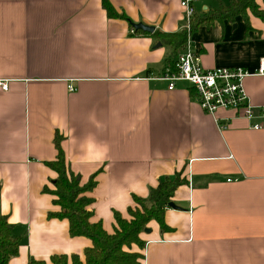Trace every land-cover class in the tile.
Masks as SVG:
<instances>
[{"label": "crops", "instance_id": "1", "mask_svg": "<svg viewBox=\"0 0 264 264\" xmlns=\"http://www.w3.org/2000/svg\"><path fill=\"white\" fill-rule=\"evenodd\" d=\"M108 1L128 20L108 16L102 0H0V213L19 238L8 264H51L54 254L82 257L91 246L70 236L67 219L48 216L57 210L44 191L54 187L46 162L57 156L56 134L80 183L93 178L84 193L92 198L89 221L108 233L115 212L130 218L134 197H147L165 178H184L171 197L175 208H165L168 230L151 220L139 234L144 247L127 248L142 253L139 264H264V117L209 115L187 83L169 90L153 78L183 47L173 53L152 35L131 32L129 21L179 32L181 0ZM231 2L192 0V21ZM246 15L201 22L188 42L205 68L248 71L243 88L259 107L264 20ZM219 122H227L222 131Z\"/></svg>", "mask_w": 264, "mask_h": 264}, {"label": "trees", "instance_id": "2", "mask_svg": "<svg viewBox=\"0 0 264 264\" xmlns=\"http://www.w3.org/2000/svg\"><path fill=\"white\" fill-rule=\"evenodd\" d=\"M264 3V0H262ZM102 7L110 17H119L128 20L124 13H118L108 0H102ZM247 10L255 16L264 20V9H260L256 0H232L231 4L220 9L214 15L204 17L198 21H192L189 31L182 29L179 32L167 33L154 30L148 33L142 30H135L133 33L150 34L155 39L170 47L175 53L183 47L189 38L190 33L196 25L201 22H210L212 18H232L238 14L247 18ZM130 25L132 22L129 21ZM175 60L169 59L168 64L173 65ZM62 136L56 134L54 138L57 156L53 161L46 162L56 172L52 180L53 188L44 187V191L54 196L53 204L57 206L56 211L48 213L49 217L65 218L68 221L70 236H84L90 239L91 246L83 251L82 257L72 254L67 257L65 254H54L50 257L51 264H139L143 257L142 253L130 251L132 244L139 248L144 247V242L139 234L147 228L151 220H155L162 230H168L164 222L165 208L171 202L175 189L182 183L184 178L176 174L172 178H165L149 190L147 197H134L136 206L129 207L127 212L129 219L114 213L117 227L113 233H108L100 222H90L91 211L87 206L92 198L84 195L90 191L95 182L90 178L84 184L67 166L64 152L60 146ZM19 238L13 236L12 226L7 222L4 215L0 213V264H8L9 259L18 252ZM28 264H47L44 260L30 258Z\"/></svg>", "mask_w": 264, "mask_h": 264}, {"label": "built area", "instance_id": "3", "mask_svg": "<svg viewBox=\"0 0 264 264\" xmlns=\"http://www.w3.org/2000/svg\"><path fill=\"white\" fill-rule=\"evenodd\" d=\"M184 10L183 29L189 31L194 15L192 0H181ZM131 32L134 29L131 28ZM256 74H264V57L260 59ZM250 73L241 66L205 68L201 63L200 54L189 48V42L176 55L173 65H166L154 79L168 82L167 89L175 88L177 82L190 85L199 107L209 115H215L220 109L233 110L235 115L245 119L264 117V106L256 107L249 102L243 88V80ZM1 88L8 89V83L3 82ZM73 91L72 85L68 86ZM218 122V120H217ZM222 131L227 122L218 123ZM262 123H254L253 129H261Z\"/></svg>", "mask_w": 264, "mask_h": 264}, {"label": "water", "instance_id": "4", "mask_svg": "<svg viewBox=\"0 0 264 264\" xmlns=\"http://www.w3.org/2000/svg\"><path fill=\"white\" fill-rule=\"evenodd\" d=\"M132 27L135 30H142V31H145V32H148V33H152L155 30V27L154 26H152V25H146V24H143V23H132ZM160 44L161 43L158 42L157 46H159ZM168 206L175 208V205H174V203L172 201L169 202ZM144 231L145 232H149L150 230H149V228H146Z\"/></svg>", "mask_w": 264, "mask_h": 264}]
</instances>
